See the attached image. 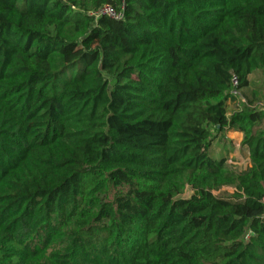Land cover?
<instances>
[{"label": "trees", "instance_id": "1", "mask_svg": "<svg viewBox=\"0 0 264 264\" xmlns=\"http://www.w3.org/2000/svg\"><path fill=\"white\" fill-rule=\"evenodd\" d=\"M255 72L264 0H0V264H264Z\"/></svg>", "mask_w": 264, "mask_h": 264}, {"label": "rangeland", "instance_id": "2", "mask_svg": "<svg viewBox=\"0 0 264 264\" xmlns=\"http://www.w3.org/2000/svg\"><path fill=\"white\" fill-rule=\"evenodd\" d=\"M251 81L253 84H263L264 83V75L261 72H255L251 76ZM236 102H229L227 107L230 109L234 106ZM238 134L236 132H228L225 135V139L221 141H213L208 148V153L212 157H218L223 153L227 154V164L234 171H242L247 165L248 160L245 152L238 145V139L234 136ZM229 138V139H228ZM228 152V153H227ZM116 188L119 186L111 185L109 190V196L114 192ZM229 187H224L219 191V193L229 192ZM218 193V192H217ZM190 195V189L186 186L184 188L183 193L180 195L181 197H188Z\"/></svg>", "mask_w": 264, "mask_h": 264}, {"label": "built area", "instance_id": "3", "mask_svg": "<svg viewBox=\"0 0 264 264\" xmlns=\"http://www.w3.org/2000/svg\"><path fill=\"white\" fill-rule=\"evenodd\" d=\"M92 15L94 16H99V15H107L109 17H116L117 14L114 13V11L111 9L110 6L108 5H102L101 7H99L97 10H95L94 12H92ZM232 83H235V77H232ZM231 93L234 96H237V92L232 90ZM240 101L243 102L242 98H239ZM264 107V104H261Z\"/></svg>", "mask_w": 264, "mask_h": 264}, {"label": "crops", "instance_id": "4", "mask_svg": "<svg viewBox=\"0 0 264 264\" xmlns=\"http://www.w3.org/2000/svg\"><path fill=\"white\" fill-rule=\"evenodd\" d=\"M228 132H236V131H226V132H224V138H225V135L228 133ZM236 133H238V134H235V138L236 139H238V144H239V141H240V139H241V134L239 133V132H236ZM229 139V138H228Z\"/></svg>", "mask_w": 264, "mask_h": 264}]
</instances>
